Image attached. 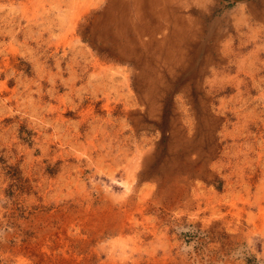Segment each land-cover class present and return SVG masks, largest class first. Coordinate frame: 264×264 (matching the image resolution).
<instances>
[{
	"label": "rangeland",
	"instance_id": "374dc122",
	"mask_svg": "<svg viewBox=\"0 0 264 264\" xmlns=\"http://www.w3.org/2000/svg\"><path fill=\"white\" fill-rule=\"evenodd\" d=\"M0 264H264V0H0Z\"/></svg>",
	"mask_w": 264,
	"mask_h": 264
},
{
	"label": "crops",
	"instance_id": "0c3cea01",
	"mask_svg": "<svg viewBox=\"0 0 264 264\" xmlns=\"http://www.w3.org/2000/svg\"><path fill=\"white\" fill-rule=\"evenodd\" d=\"M223 1H225V0H223ZM227 1H230V2H240L242 0H227Z\"/></svg>",
	"mask_w": 264,
	"mask_h": 264
}]
</instances>
